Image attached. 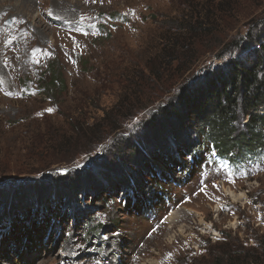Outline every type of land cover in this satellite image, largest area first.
I'll use <instances>...</instances> for the list:
<instances>
[{
	"label": "rangeland",
	"instance_id": "1",
	"mask_svg": "<svg viewBox=\"0 0 264 264\" xmlns=\"http://www.w3.org/2000/svg\"><path fill=\"white\" fill-rule=\"evenodd\" d=\"M263 18L264 0H0V264H213L251 255L264 264V171L230 176L175 146L170 167L140 150L145 181L128 172L126 185L105 148L118 131L95 149L78 132L117 123L116 110L120 135L142 131L136 123L149 107L226 63L223 46ZM195 23L209 36L186 27L197 36L189 40L182 27ZM174 34L194 43L175 48L179 62ZM49 66L66 89L52 97L43 91ZM141 80L146 96L138 95ZM55 169L77 180L67 182L79 198L74 211L49 180ZM34 187L47 190L43 198ZM87 219L100 231L87 232Z\"/></svg>",
	"mask_w": 264,
	"mask_h": 264
},
{
	"label": "trees",
	"instance_id": "2",
	"mask_svg": "<svg viewBox=\"0 0 264 264\" xmlns=\"http://www.w3.org/2000/svg\"><path fill=\"white\" fill-rule=\"evenodd\" d=\"M206 17H209V13ZM195 24L182 27L186 30L184 35L188 36L189 40L194 41L197 36H191L188 28L193 34L200 31L198 36H209L203 35L202 25ZM207 24L209 26L210 22ZM171 40L174 61L179 62L183 51L179 52L175 48L180 44L184 47L194 43H184L187 38H181L177 34H174ZM195 54H192L190 60L197 57ZM221 57H228L226 63L215 67L201 78L186 81L184 85L179 86L174 96L160 101L154 108L149 107L142 119L136 123V128L141 127L142 131H132L127 136L120 135L123 128L117 125H120L119 117L122 112L116 110L117 123H104L99 129H95V124L86 127L83 124L79 127V134H84L85 138L93 137L92 146L95 149L101 145L104 147L101 143L105 141L107 131H118L115 142L105 148H108L112 158L109 167L120 174L122 184H129V177L125 175L128 172L138 177L141 182L145 181L144 172L147 168L144 167L142 153L150 154L170 167L176 157L175 146L184 147L191 163L204 156L207 165L223 174L252 178L255 173L264 171V18L256 21L245 37L224 45ZM163 71L165 70L162 68L157 71L159 83L164 79ZM47 73L49 80L43 86L45 93L52 97L54 93L66 90L65 82L53 66L47 68ZM140 86H143V91L139 90L138 95L143 93L146 96L145 81L141 80ZM131 99L128 98L125 102L122 99L121 102L126 103ZM133 99L132 101H136ZM135 108L138 109L137 106ZM240 116L247 118V121L239 123ZM130 117L131 115L126 114L122 119L130 120ZM238 123L243 127L242 131L237 130ZM186 129L196 131L198 137L195 142H187L184 134ZM140 150H143L142 153ZM53 172L56 175L49 177V180H55L65 194L62 206L76 210L79 198L69 187V183L77 186V180L68 173L62 174L58 169L50 173ZM34 185H37V182ZM33 191H37L35 195L42 191L38 198H43V192H47L44 187H34ZM57 191L59 193V190L53 187L52 195H57ZM1 197L5 201V197ZM130 197L131 194L126 189L124 199ZM261 205L264 207V202H261ZM91 220H86L87 232H99L101 225H88ZM231 258L227 257L225 261L222 258L215 259L213 264H258L259 261L258 257L252 255L247 262Z\"/></svg>",
	"mask_w": 264,
	"mask_h": 264
},
{
	"label": "bare ground",
	"instance_id": "3",
	"mask_svg": "<svg viewBox=\"0 0 264 264\" xmlns=\"http://www.w3.org/2000/svg\"><path fill=\"white\" fill-rule=\"evenodd\" d=\"M226 194L228 195V196H230V197H232L233 198V200H234V198H236V199H240L243 195L242 194H238V195H235L233 192H231V191H226ZM172 214H174V213H172ZM176 214V213H175ZM169 222H175V218L174 217H171L169 220H168ZM173 237V236H172ZM149 262V261H148ZM146 263V264H149V263ZM154 263V262H153Z\"/></svg>",
	"mask_w": 264,
	"mask_h": 264
}]
</instances>
